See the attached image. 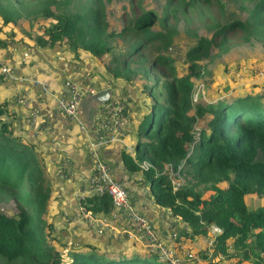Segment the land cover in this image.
Here are the masks:
<instances>
[{"label": "trees", "instance_id": "16d2710c", "mask_svg": "<svg viewBox=\"0 0 264 264\" xmlns=\"http://www.w3.org/2000/svg\"><path fill=\"white\" fill-rule=\"evenodd\" d=\"M206 1L222 7L220 0ZM70 4L71 0H45L35 11L53 21L36 36H28L42 47L65 44L99 59L107 56L102 62L114 80L152 79L148 86L152 105L138 126L136 157L121 153L126 169L144 172L156 204L189 228L183 236H210L211 226H217L222 232L215 236L214 254L238 257L234 264L250 260L264 264V204L249 209L245 200L250 194H264V80L252 84L251 94L214 96L212 92L207 104L192 101L195 84L203 79L199 62L212 59L214 49H227L233 37L264 45V0H257L245 21H230L210 38L200 36L187 51V71L180 76L172 57L165 54L175 32L153 30L157 21L153 11L143 12L116 32L109 28L101 0L80 11H72ZM0 16L1 35L3 26L16 17L1 2ZM117 39L124 48L114 43ZM5 45L0 36V47ZM147 48L148 59L138 61L137 55ZM157 69L165 77L162 81ZM156 116L157 128L152 130ZM14 117L8 103L0 101V192L7 186L18 204L16 216L0 213V255L7 264H167L153 249L116 256L91 244L58 247L54 226L43 219L50 187L44 179L42 156L14 131ZM172 173L185 183L176 186ZM203 190L210 194L204 196ZM80 205L92 213L114 207L106 194L83 196ZM230 239L235 255L227 252Z\"/></svg>", "mask_w": 264, "mask_h": 264}, {"label": "crops", "instance_id": "0c3cea01", "mask_svg": "<svg viewBox=\"0 0 264 264\" xmlns=\"http://www.w3.org/2000/svg\"><path fill=\"white\" fill-rule=\"evenodd\" d=\"M2 38L6 45L0 47V101L7 102L15 116L14 131L42 156L44 179L50 187L49 208L43 219L54 226L57 246L67 250L91 244L100 252L116 256L148 250L147 241L140 239L137 224L128 215L132 209L152 223L164 245L177 253L183 264H192L186 259L187 253L204 250L207 236H183L189 228L156 204L151 181L144 172L129 171L122 161V151L136 157L138 126L152 105L148 91L151 81L114 80L102 62L107 56L99 59L65 44L42 47L27 35ZM2 66H10L14 78L5 77ZM68 80L77 84L82 93L74 118L58 108V99L69 93ZM88 88L95 93L108 89L109 102L115 99L123 104L119 123L124 135L101 147L99 157L115 179L126 185L128 210L112 207L106 213H92L81 209L80 199L94 194V165L87 147L105 117V104L94 103Z\"/></svg>", "mask_w": 264, "mask_h": 264}, {"label": "rangeland", "instance_id": "374dc122", "mask_svg": "<svg viewBox=\"0 0 264 264\" xmlns=\"http://www.w3.org/2000/svg\"><path fill=\"white\" fill-rule=\"evenodd\" d=\"M44 1L0 0L1 4L7 6L12 11V15L16 17V21L8 22L3 26V32L0 36L10 38H17L19 35L36 36L43 28L48 27L53 20L44 18L35 11L41 7ZM101 1L105 7L111 30L119 32L123 25L131 24L137 16L145 11H153L157 15L153 30H173L175 32L173 43L165 54L172 57V66L174 64L178 76L187 71L186 53L197 44L200 36L210 38L219 27L230 21H245L249 17L250 10L257 2V0H220L222 7H214L206 0ZM97 2L98 0H71L69 7L72 11H80L89 5L97 4ZM1 24L2 17L0 16ZM114 43L120 44L119 48H124L119 39L114 41ZM148 48L137 55L136 59L138 61L145 62L148 59ZM212 55V59H203L199 62L203 67V79L198 80L195 84L193 94L198 93L195 103H209L210 98L212 99V92H214V96L218 92L221 96L225 94L230 96L251 94V91L253 92L252 84L257 80H264V45L259 41L245 44L240 42L238 38L233 37L229 40L227 49L220 51L214 49ZM156 75L160 81L165 78L160 69L156 70ZM149 80L152 81L151 78ZM160 90L161 88L156 89L157 97H160ZM157 124L158 116L154 119L152 130L157 128ZM172 178L176 186L185 183L184 178L175 173H172ZM225 185L223 184L222 186ZM198 189L202 190V187ZM13 193L7 186L1 187L0 213L8 216L17 215L18 204L13 198ZM202 193L207 196L210 191L203 190ZM245 200L249 209H256L264 204V194H250L246 196ZM140 239L144 240L142 237ZM214 240L215 236L208 235L205 240V249L191 253L193 255L192 259H186L192 264H234L236 260L238 261V257L232 258L233 256H229L231 257L229 258L221 253L214 254ZM227 252L234 253L232 239L227 241ZM183 258L185 257L183 256ZM167 261H165L167 264H172ZM0 264H7V260L1 255ZM11 264H18V261H13ZM179 264H183L182 259ZM236 264H252V260L240 261Z\"/></svg>", "mask_w": 264, "mask_h": 264}, {"label": "built area", "instance_id": "2783aa9c", "mask_svg": "<svg viewBox=\"0 0 264 264\" xmlns=\"http://www.w3.org/2000/svg\"><path fill=\"white\" fill-rule=\"evenodd\" d=\"M2 74L7 78H14V71L10 66H2ZM22 80V78L20 79ZM69 88V93L66 97L58 99V108L63 111L69 118H74L77 115L82 93L77 84L66 81ZM45 91L48 90L46 85H43ZM88 94L95 93L93 88H88ZM198 93L193 94L192 101L196 102ZM105 117L95 128V139L88 144V153L93 162V175L91 177V186L94 194H106L111 200L115 208H125L128 210V189L126 185L115 179L111 169L99 157V149L107 144L116 142L124 135L122 127L119 123L123 112V104L118 100L107 102L104 107ZM141 166L145 169L148 167L146 162ZM84 212L85 209H82ZM137 224L139 235L147 241L148 249H153L158 253L162 260H168L172 264H179L181 259L176 253L164 245L159 238L152 223L142 214L134 210H130L128 214ZM222 230L217 226H211L210 234L216 236ZM131 237V236H129ZM191 253L187 254V259H192Z\"/></svg>", "mask_w": 264, "mask_h": 264}, {"label": "water", "instance_id": "95a60500", "mask_svg": "<svg viewBox=\"0 0 264 264\" xmlns=\"http://www.w3.org/2000/svg\"><path fill=\"white\" fill-rule=\"evenodd\" d=\"M111 98V93L108 89H103L90 96V99L96 104H106Z\"/></svg>", "mask_w": 264, "mask_h": 264}]
</instances>
